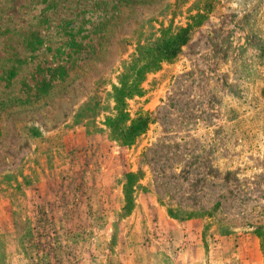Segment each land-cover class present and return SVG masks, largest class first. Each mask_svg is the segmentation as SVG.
Here are the masks:
<instances>
[{
	"label": "rangeland",
	"instance_id": "1",
	"mask_svg": "<svg viewBox=\"0 0 264 264\" xmlns=\"http://www.w3.org/2000/svg\"><path fill=\"white\" fill-rule=\"evenodd\" d=\"M186 26L125 100L148 124L122 144L113 85ZM258 229L264 0H0V264H264Z\"/></svg>",
	"mask_w": 264,
	"mask_h": 264
},
{
	"label": "trees",
	"instance_id": "2",
	"mask_svg": "<svg viewBox=\"0 0 264 264\" xmlns=\"http://www.w3.org/2000/svg\"><path fill=\"white\" fill-rule=\"evenodd\" d=\"M197 15L198 17L201 16L200 13ZM188 31V26L161 29L160 36L154 39L152 43L138 46L130 65L118 76V85L112 87L115 113L105 118L112 137L117 141L122 144H131L147 128L148 117L144 113H139L135 118H130L125 108V100L141 94L140 84L144 75L157 70L163 60L173 58L181 45L187 42ZM136 181L137 173L127 172L125 174L123 183L124 213L132 209L133 188ZM258 234L264 248V232H260L258 229Z\"/></svg>",
	"mask_w": 264,
	"mask_h": 264
}]
</instances>
